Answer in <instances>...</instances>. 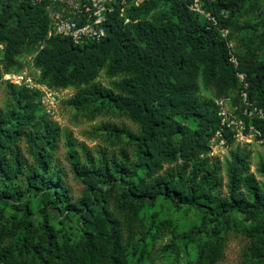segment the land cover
Here are the masks:
<instances>
[{"label": "trees", "instance_id": "obj_1", "mask_svg": "<svg viewBox=\"0 0 264 264\" xmlns=\"http://www.w3.org/2000/svg\"><path fill=\"white\" fill-rule=\"evenodd\" d=\"M245 1L200 0L227 30ZM190 2L149 0L134 7L117 0L104 23V39L74 46L67 38L48 36L41 4L0 1V81L3 73L19 72L20 60L29 56L40 82L80 90L73 101L91 102V117L110 113L137 126V132H131L105 124L104 138L127 137L116 156L101 151L94 159L86 151L80 162L69 152L73 174L86 186L81 199L71 202L62 174L50 164L59 127L44 117L36 91L6 82L16 104L0 111V200L14 199L22 187L41 195L39 234L27 202L13 205L22 213L21 220L13 221L22 231L18 249L35 253L39 264H129V248L140 260L147 241L170 227L167 222L154 224L153 219L146 226L140 214L159 197L176 208L186 205L205 213L212 226L195 258L185 264H217L225 248L219 233L229 227V215L237 211L250 218L264 211V185L250 172L251 152L235 145L223 161L208 155L207 138L219 125L214 101L237 93L238 80L228 61L229 34L222 38L199 20L188 9ZM237 70L246 75L249 101L263 113L255 126L264 138V60L243 56ZM100 73L107 86L95 82ZM186 124H193V130ZM22 139L30 162L19 148ZM49 207L63 208L67 217L78 221L72 239L58 240L45 211ZM242 233L251 253L264 264V223ZM14 234L0 228V264H26L5 241Z\"/></svg>", "mask_w": 264, "mask_h": 264}, {"label": "rangeland", "instance_id": "obj_2", "mask_svg": "<svg viewBox=\"0 0 264 264\" xmlns=\"http://www.w3.org/2000/svg\"><path fill=\"white\" fill-rule=\"evenodd\" d=\"M149 0H145L147 2ZM144 2V3H145ZM201 10L206 12L201 4ZM194 13V12H193ZM197 14V13H195ZM199 20L205 21L201 14H197ZM231 19L233 27L228 29L229 40L226 45L228 51L236 57H253L255 61L264 60V0H246L241 10L233 14ZM227 34V37H228ZM226 37V38H227ZM21 70L31 79L38 78V72L31 65L29 56L21 60ZM103 86H107L108 80L100 73L95 80ZM6 82L0 81V111L4 112L16 104L15 98L10 96L5 89ZM9 84V83H7ZM65 92L59 103L55 105L53 114H44V117L59 127V139L51 150L50 164L57 169L63 176V182L67 188V195L71 202H78L86 186L78 180L73 174L70 165L69 152H73L76 158L83 162L86 151L97 159L99 153L105 152L108 156L115 155L120 148L125 147L126 136L120 138H104L105 124L114 126H124L131 132H137V126L124 116L100 114L91 117L93 109L91 102L83 105L74 103L73 98L80 96V90L74 88L63 89ZM204 96L205 93H202ZM81 101L87 100V97L81 98ZM235 103L239 108L237 93L227 96L225 107L232 110L231 103ZM239 111H236V115ZM38 115H41L39 113ZM190 130H193V124H186ZM19 148L27 162L31 161L26 142L22 139L19 142ZM235 146L232 143L229 149L218 153L219 160L223 161L229 154V150ZM251 152L250 172L254 175L258 183L264 185V143H252L239 145ZM129 149V148H128ZM262 168L260 173L258 170ZM24 183V181H22ZM226 180L223 176L222 193H225ZM16 195L14 199L0 200V228L10 229L15 232L8 236L5 241L15 249L14 254L26 262V264H39L40 260L33 252H25L18 249L19 238L22 235L21 230H17L13 221H19L22 213L14 209L13 205L19 202H27L32 214L30 220L34 225L36 234L40 233L41 219L44 208V200L36 192L26 193L23 191ZM49 219V224L57 231L58 240L72 239L79 228L78 221L72 217H67L63 208L53 209L49 207L45 210ZM143 216L146 226L152 219L154 224L167 222L170 227L159 230L154 239L147 241L145 252L140 260L137 255L129 248V264H185L187 261L195 258L199 245L207 238V234L212 226L205 213L197 208L182 205L176 208L171 202L163 197H159L154 203L146 204L140 212ZM66 217V218H64ZM229 227L222 228L220 235L225 239V248L223 258L217 264H262L261 261L249 250V239L242 233L244 228H249L259 223H264V211L254 212L250 218L244 214L234 211L229 215ZM136 238L132 244H136Z\"/></svg>", "mask_w": 264, "mask_h": 264}, {"label": "built area", "instance_id": "obj_3", "mask_svg": "<svg viewBox=\"0 0 264 264\" xmlns=\"http://www.w3.org/2000/svg\"><path fill=\"white\" fill-rule=\"evenodd\" d=\"M2 1V0H0ZM41 4L48 19V36L67 38L72 45L82 46L87 43H96L104 39L106 30L104 23L107 16L114 10L117 0H34ZM145 0H120L121 5L126 3L139 7ZM191 12L199 13L205 18L208 27L218 31L222 38H226L228 30L218 26L217 18L210 12L201 10L200 0H191L188 4ZM119 17H123L120 9ZM128 20L125 19V22ZM2 46L0 45V49ZM228 61L232 64L238 80L237 97L239 108L231 103L232 110L225 107L226 98L214 101L218 128L210 133L206 144L208 155L219 159L218 153L229 149V142L235 145L263 143L264 138L255 126V121L263 118V113L248 99V82L246 75L237 70L238 60L228 52ZM38 72V71H37ZM39 74V72H38ZM2 80L15 86L36 91L38 103L44 114H53L55 105L62 98L65 90L53 88L37 79H31L22 72L3 73ZM236 111L239 114L236 115Z\"/></svg>", "mask_w": 264, "mask_h": 264}]
</instances>
